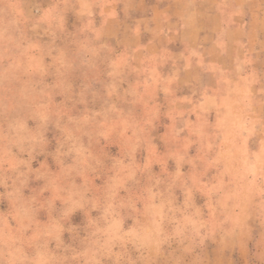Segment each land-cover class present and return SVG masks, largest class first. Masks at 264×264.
Returning <instances> with one entry per match:
<instances>
[{"label": "rangeland", "instance_id": "rangeland-1", "mask_svg": "<svg viewBox=\"0 0 264 264\" xmlns=\"http://www.w3.org/2000/svg\"><path fill=\"white\" fill-rule=\"evenodd\" d=\"M258 1L0 0V264H264Z\"/></svg>", "mask_w": 264, "mask_h": 264}, {"label": "crops", "instance_id": "crops-1", "mask_svg": "<svg viewBox=\"0 0 264 264\" xmlns=\"http://www.w3.org/2000/svg\"><path fill=\"white\" fill-rule=\"evenodd\" d=\"M190 0H156L157 6H153V12H154V18H158V11L160 12V17L162 13V7L163 2L177 4L178 6H181L182 10L183 8L187 7ZM232 1L240 2L243 4H246L251 1L256 0H221V2L225 3L228 2L229 4L232 3ZM264 0L258 1V3L263 4ZM169 4V5H172ZM264 8V7H263ZM261 8L253 9L250 13V16L247 17V19L244 20L240 19L238 21V25L233 26H225L224 19L225 15L228 13L227 10H221L220 8L217 9V11L212 16L214 19V24L218 26L222 30V33L224 32L225 38L232 43H235V45H238V41L242 40L244 41L245 46L249 44V47L245 48V50H255V51H263L264 50V11H260ZM263 10V9H262ZM216 17V18H215ZM254 23V27H256L255 30H252L249 28V24ZM207 24L205 23L204 29L202 31H206ZM207 36V34H206ZM222 40L215 39L214 42L206 45L204 48L208 49L209 51L216 52V53H224V49L221 46ZM242 45V44H241Z\"/></svg>", "mask_w": 264, "mask_h": 264}]
</instances>
